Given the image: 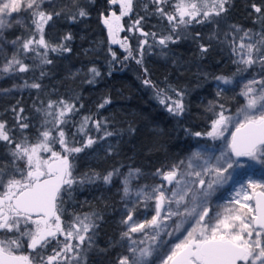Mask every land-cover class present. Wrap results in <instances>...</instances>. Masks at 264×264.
I'll use <instances>...</instances> for the list:
<instances>
[{
    "label": "snow or ice",
    "instance_id": "1",
    "mask_svg": "<svg viewBox=\"0 0 264 264\" xmlns=\"http://www.w3.org/2000/svg\"><path fill=\"white\" fill-rule=\"evenodd\" d=\"M108 3L119 5V15L115 11L107 16L101 14L111 43H119L125 49V60L131 58L140 65L146 48L158 45L166 49L169 44L186 39V31L192 25L212 28L205 43H200L205 39L200 32L191 36L198 43L201 56L210 52L215 41L230 50L234 57L232 62L238 66L235 75L248 72L252 76L241 90L245 104L237 115L242 119L235 120V131L231 133L227 149L235 157L264 163V0L260 3L252 0L247 5L250 15L256 14L253 23L259 25V30L228 24L226 31L221 25L227 23L228 13L234 7L233 0H108ZM56 7L52 0L47 3L46 0H0V54L4 56L0 74L28 73L35 67L52 64L48 58L50 52H71L66 43L72 40L71 33L64 35L60 43L53 44L45 39V29L51 28L54 20L61 16L75 22L89 13L79 0H69L59 11ZM13 14L20 18L14 19ZM133 15L136 18L128 31L143 37L138 41L137 55H133L127 36L122 41L116 39V35L124 31L122 18ZM152 16L166 22V29L145 31ZM25 17L30 21L28 25H25ZM14 24L25 26L27 37L8 40L5 32ZM9 45L14 49L11 56L4 51ZM111 55L113 60L117 59L115 52ZM29 58L33 59L31 65L25 62ZM257 66L258 71L251 72ZM88 71L93 77L100 75L95 67ZM143 71L146 76L143 84L155 88L147 78L148 69ZM45 74L41 71V78ZM214 79L223 84L232 83L226 76ZM22 87L41 89L42 85L26 81ZM168 91L157 89L159 103L169 113L182 115L186 110L185 92L172 89L174 99ZM222 91L218 90L216 95L220 96ZM109 103L110 100L105 99L98 107ZM217 106L219 111H215ZM36 111L41 114L42 130H38L35 142L24 135L30 123L22 107H13L15 123L11 127L6 120L0 119V142H4L8 150L7 163H0V264H85L86 249L92 247L103 217L97 212L73 214L72 219L65 222L62 219L63 196H70L74 185L98 179L111 184L114 176L121 175L119 169L103 176L96 172L74 174L76 154L113 133L105 130L104 136L99 138L89 135L90 123L100 131L102 127L106 129L107 122L84 116L76 129L82 134V143L70 147L76 141L68 136L65 127L79 111L76 103L63 98L48 100ZM209 111L215 115L211 130L188 134L213 139L224 136L234 117L226 114L228 110L223 104L210 102ZM17 130L21 134L19 140ZM57 145L60 151L55 150ZM236 163L238 161L232 160L227 152L213 156L206 151H195L186 159L157 168L153 176L159 183L137 187L134 195L131 181L140 175V169H130L122 179V199L128 200L131 207L125 204L120 221L124 230L117 242L125 254L118 255L114 264H150L156 251L154 246L168 227L167 222L172 221L174 231L178 232L189 220L195 223L184 239L161 258L160 264H264V180L237 181L239 186L227 204L214 208L211 203L216 189L232 179L229 169ZM141 208H153L154 214L150 218L145 214V218L140 219ZM137 235L143 238L137 239ZM25 246L31 250L30 254L17 255L16 252Z\"/></svg>",
    "mask_w": 264,
    "mask_h": 264
},
{
    "label": "trees",
    "instance_id": "2",
    "mask_svg": "<svg viewBox=\"0 0 264 264\" xmlns=\"http://www.w3.org/2000/svg\"><path fill=\"white\" fill-rule=\"evenodd\" d=\"M79 2L88 11L87 17L73 22L61 16L54 20L51 28L45 29V39L58 43L64 35L71 33L72 40L66 42L71 52H50L48 58L53 61L52 64L35 67L28 73H19L21 78L40 83L42 88L27 87L22 92L0 98V119L6 120L11 127L15 123L13 107H22L23 115L30 123V128L24 135L34 141L41 127V114L36 109L42 106V102L46 104L48 100L60 98L75 102L79 111L71 117V124L65 129L68 136L76 141L70 147L80 146L82 143V134L74 131L73 122L76 123L84 116L107 122L106 129L102 127L100 131H96L93 128L89 135L103 137L105 130L113 135L97 139V143L91 148L76 154L74 174L80 176L96 172L103 176L114 169L126 171L135 168L140 169L145 182L149 184L157 168L187 158L196 148L197 137L188 134L189 132L209 130L215 115L206 114L204 103L209 94L215 98L217 96L214 93V77L231 78L232 86L217 98L226 103V107L237 103L241 108L243 101L239 96L240 89L248 80L249 73L235 75L238 66L232 62L234 57L230 50L215 41L210 52L201 56L198 43L191 39L195 32H200L205 38L200 43L207 41L210 32L201 25H193L188 38L182 39L173 53H146L143 64L140 65L134 59L125 60L127 53L116 48L114 51H117V59L113 60L109 51L112 46L101 22V14L108 11V1ZM251 2L252 0H233L234 7L228 13L227 24L237 23L259 30V25L253 23L256 14L250 15L251 9L247 7ZM255 2L260 3V0ZM68 3L69 0H61V5L56 10L59 11ZM20 29L18 25H14L8 35L23 36ZM133 41L136 44L138 39ZM25 62L31 65L33 59H26ZM36 63L39 64L38 61ZM92 67L99 71V76L92 77L88 71ZM258 67L252 70L258 71ZM144 68L148 69L147 78L151 79L155 88L143 84L146 78ZM41 71L46 73L42 78ZM89 80L93 82L89 83ZM157 89H169L168 95L174 99L176 97L171 90H183L185 112L179 116L169 113L159 103ZM105 99H109L110 103L99 108ZM205 117L210 120H205ZM20 135L17 130V140ZM56 149L60 151V146L57 145ZM7 153L4 142H0V160H8ZM119 189L120 181L114 176L111 184L98 179L92 183L74 185L71 195H67V198L78 201L79 214L97 212L103 217L99 221L92 247L86 249L85 264H114L118 255L125 254L124 248L117 243L124 230L120 223L124 205ZM212 200L214 207L220 205V192ZM187 230L189 227L183 226L172 236H161L158 242L160 246L155 252L160 250L161 258L166 256L175 244L184 239ZM136 238L143 237L137 235Z\"/></svg>",
    "mask_w": 264,
    "mask_h": 264
},
{
    "label": "rangeland",
    "instance_id": "3",
    "mask_svg": "<svg viewBox=\"0 0 264 264\" xmlns=\"http://www.w3.org/2000/svg\"><path fill=\"white\" fill-rule=\"evenodd\" d=\"M52 2L58 7L61 5V0H52ZM46 3H47V0H46ZM47 10L51 11L53 9L52 8H48ZM13 16H14V19H19L20 18V17L16 16L15 14H13ZM29 23H30V21L25 17V25H28ZM14 25H16V24H14ZM227 25H228L227 23L226 24H222L221 27L226 31L227 30ZM18 26L21 28L20 29V30H22L21 32L24 33L23 36L27 37L28 33H27L26 29H25V26H22V25H18ZM201 26H203V25H201ZM244 28H251V27L247 26V27H244ZM9 30L10 29H8L5 32V35H6L7 39L8 40L15 39L16 37H10L8 35V31ZM207 31H209L210 34H211L212 28L210 27V29L207 30ZM46 40L49 41L50 43L58 44V41L54 42V41H51V40H48V39H46ZM118 40L122 41L123 37L119 35ZM131 46H133V45H131ZM117 48L121 52L127 53L125 51V49L120 46L119 43H118ZM4 51H5V53L8 56H11L12 52L14 51V49L9 45ZM111 52L117 53V51H114L113 47H111ZM133 53H136V51H133ZM166 53H167L166 49L160 48L157 54H166ZM145 55H146V53H144V56ZM3 63H4V56L2 54H0V65H2ZM251 71L253 73L256 72L254 70H251ZM92 77H93V74H92ZM93 78H95V77H93ZM247 78L251 79L252 76L249 74ZM29 80L30 79H26L24 77L21 78L19 76V74H14V75H3V74H0V98H2L4 96H11V95H13V94H15V93H17L19 91H21V92L24 91V89H26L27 87H22V85H24L26 81H27L28 84L33 83L32 80H30V81ZM3 82H5V83H3ZM246 82H247V80L244 83H246ZM244 83H243V85H244ZM243 85L241 86L240 92H241V90L243 88ZM230 86H232L231 83L230 84H223L221 81L215 80L214 93H217V91L220 90V89H222L224 91ZM239 96L241 97V99L243 101V105H244L245 104L244 97L241 96V95H239ZM210 102H211V104H215V105H218V104L226 105V103H222L221 101H219L217 96L215 98L213 96H210V94H209L208 97L205 99V103H204V107H205L204 111L206 112V114L207 113L208 114L209 113H213L212 111H209ZM217 107L215 108V111H219V108H217ZM225 108L228 110V112L226 114H230V115H232L234 117V122H233V124H230L228 126V129L224 132V136L221 137V138H217V139H213L212 137H207V136L197 137L196 148L192 151V152H195V151L204 152V151H206L208 154L213 155V156H220L221 153L227 152L228 156L231 157L232 160L238 161V163L234 164L232 169H229V173L231 174L232 179L228 180V182L223 184L222 186H219L216 189V191L212 194V196L210 198L212 205H213L212 198H213V196H215V194L217 192H220V203L219 204L220 205L227 204V202L232 199L236 188L239 186L237 181L247 182V180L249 178H251L253 180H257V181L264 180V163H260V162H258L256 160H252V159H250L248 157H241V158L235 157L227 149V142L231 139V133L234 132V130H235V120L239 119V116L237 114H238V110L240 108L237 106V103H233L232 105H228V107L225 106ZM230 108H233V110H231ZM214 119H215V117H214ZM205 120L208 121L210 119H209V117H205ZM80 121H81V119L79 121H77L76 123L73 122V124H74L73 129H74V131L76 133H77L76 129L79 126ZM88 127H89V131L94 128L91 123L89 124ZM65 129H66V127H65ZM40 130H42L41 127H40ZM210 130H211V126L209 127L208 131H210ZM30 142H35V140L34 141H30ZM55 150H57V149H55ZM44 155L47 156V154H44ZM242 168H248V169H244L243 170ZM133 169H135V168H133ZM129 170L119 171L121 175H117L116 176L119 179V181H120V189L119 190H120V196L121 197H123L122 179H123L124 175L128 174ZM112 182H113V180H112ZM149 182H150L149 184H147L145 182V177H143V175L140 172V175L138 177L134 178L131 181V187L133 188V195H134V192H135L137 187L159 183V179L156 178V177L151 176ZM122 201H123V205H124V207H123V213H124L125 212V204L127 203L129 205V207H131V203L128 200H126V199H122ZM213 207H214V205H213ZM140 211H141V216L139 217L140 219L145 218V214L147 215V218H150L151 215L154 214L153 208H149V209L141 208ZM173 219L176 220L177 218L174 217ZM194 223H195L194 220H189L188 222H186L184 224V226L189 227V230H190L192 224H194ZM167 224H168V227H166L161 232L160 236L157 239L156 245L154 246L155 248L158 247V245H159L158 242H159V239L161 238V236H163V235L172 236V235H168V233L176 234L177 231H174L175 225L172 223V221H168ZM155 253L156 254L153 257L150 258V264H159V262H160V259H161L160 250H158V252H155Z\"/></svg>",
    "mask_w": 264,
    "mask_h": 264
},
{
    "label": "flooded vegetation",
    "instance_id": "4",
    "mask_svg": "<svg viewBox=\"0 0 264 264\" xmlns=\"http://www.w3.org/2000/svg\"><path fill=\"white\" fill-rule=\"evenodd\" d=\"M108 5H109L108 11L106 13H103V16L109 15L112 11H115L117 13V15H119V5H110L109 3H108ZM140 14L142 15L143 12L141 11ZM103 16H101V22H102V24H103ZM135 18L136 17L134 15L133 16H130V17H123L122 18L121 24L123 25L124 31H120L117 34V40H118L119 35L122 36L123 38L125 36H127L128 37V43L131 44V45H133L135 48H137L136 45H138V41L140 39H143V37H139L138 34H134V33L128 31L129 26L131 25L132 21ZM235 24H237V23H235ZM103 26H104V28L106 30V34H108L107 33L106 26L104 24H103ZM166 27H167L166 22H161L158 17L152 16V17H149L148 22L145 25V31H161V30L166 29ZM192 27H193V25L190 26L187 29V31H186V35L187 36L190 35V31H191ZM202 27L204 29H206V30H209L210 29L209 26H204L203 25ZM107 37H108V35H107ZM108 39H109V37H108ZM133 39H138V41L136 42V44L134 43ZM179 42H177L176 44H169L168 48H166V51L173 53L175 51V48L177 47L176 45H179L180 44ZM133 46H131V47H132L133 51H135L136 49ZM113 48L116 49L117 47H113ZM160 48H161L160 46L154 45L151 49H147L146 48L145 49V53H148V54H157ZM0 163H7V160H0ZM63 199H64V204H63L64 215H63L62 219L65 222H68V221H70L72 219L73 214H79L78 213V208H79L78 207V201L72 200L70 198H67V194H65L63 196ZM53 247H55V244H53ZM30 251L31 250L27 249L26 246H25V247L21 248L20 250H18L16 252V254L17 255H29L30 254Z\"/></svg>",
    "mask_w": 264,
    "mask_h": 264
},
{
    "label": "water",
    "instance_id": "5",
    "mask_svg": "<svg viewBox=\"0 0 264 264\" xmlns=\"http://www.w3.org/2000/svg\"><path fill=\"white\" fill-rule=\"evenodd\" d=\"M104 24V23H103ZM106 28H107V26H106ZM107 33H108V29H107ZM108 37H109V34H108ZM116 39H117V35H116ZM109 41H110V44H111V46L112 47H117L118 46V43H111V39H110V37H109ZM235 131V130H234ZM238 158H241V157H238Z\"/></svg>",
    "mask_w": 264,
    "mask_h": 264
},
{
    "label": "bare ground",
    "instance_id": "6",
    "mask_svg": "<svg viewBox=\"0 0 264 264\" xmlns=\"http://www.w3.org/2000/svg\"><path fill=\"white\" fill-rule=\"evenodd\" d=\"M108 35V34H107Z\"/></svg>",
    "mask_w": 264,
    "mask_h": 264
}]
</instances>
